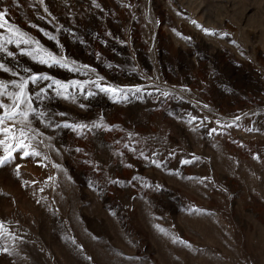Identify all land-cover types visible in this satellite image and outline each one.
Returning <instances> with one entry per match:
<instances>
[{
	"label": "rangeland",
	"instance_id": "1",
	"mask_svg": "<svg viewBox=\"0 0 264 264\" xmlns=\"http://www.w3.org/2000/svg\"><path fill=\"white\" fill-rule=\"evenodd\" d=\"M0 12V81L51 78L27 88L41 155L0 167V264H264V0ZM37 42L69 67L40 63Z\"/></svg>",
	"mask_w": 264,
	"mask_h": 264
},
{
	"label": "snow or ice",
	"instance_id": "2",
	"mask_svg": "<svg viewBox=\"0 0 264 264\" xmlns=\"http://www.w3.org/2000/svg\"><path fill=\"white\" fill-rule=\"evenodd\" d=\"M99 7V5H97ZM5 12H0V29L5 28L7 21L5 20ZM193 23H195L193 21ZM7 31L12 33L13 36L18 37L17 44H29L33 43L30 39H25L24 34L19 32V30H14L12 28H7ZM207 31V30H205ZM11 43V40L7 41ZM3 44L0 43V51H4ZM33 51L38 53H42L35 59H38L40 63L48 64H56L64 68H68L69 64L64 57L57 58L55 55L47 52L46 50L40 49L38 42L37 48ZM32 53H28L31 55ZM9 56L12 53H8ZM0 70L5 72L10 71L4 64L0 63ZM27 71V70H26ZM13 75H17V73H13ZM50 77L41 76V75H32L27 79L22 78L21 82L17 83L16 81H12L11 84L5 83L4 81H0V148L3 150V155H0V167L8 164L11 160L14 159V153L17 151L22 152L23 157H37L40 156L41 153L36 150L33 146L32 141L36 139L35 130L31 128V116L36 115V108L33 106L32 94L27 91L29 83L37 84L43 80H49ZM55 85L58 89L62 91H58V95H63V92H66L69 85L62 83L60 81L52 80V84L48 85V87H52ZM99 87V85H97ZM15 88L16 91H10L9 88ZM101 91L111 93L114 97H118L119 94L123 91L121 89L106 87L101 88ZM136 92H139L140 89L136 88ZM45 89L41 88L39 92L35 93L37 98H41L42 94H44ZM164 95H168L164 93ZM4 98H7L11 101V103H5ZM65 99L68 97L65 96ZM126 98V96L124 97ZM40 116L45 115L44 113H40ZM63 115V113H61ZM94 127H98V125H93ZM60 127V125H57ZM63 127H71L74 131L83 129L88 127L87 125H69L64 124ZM212 131H215L213 129ZM42 135V133L40 134ZM43 143V141H41ZM184 163H189V161H184ZM17 175H19V168H17ZM200 211V210H196ZM0 228H3V225H0ZM161 231H164L161 229ZM179 238H176L174 242H177ZM184 243L185 246H189L186 241H179ZM7 251V249H5Z\"/></svg>",
	"mask_w": 264,
	"mask_h": 264
}]
</instances>
